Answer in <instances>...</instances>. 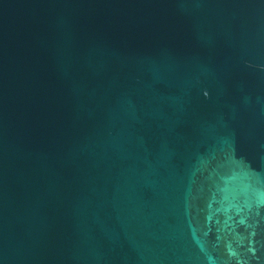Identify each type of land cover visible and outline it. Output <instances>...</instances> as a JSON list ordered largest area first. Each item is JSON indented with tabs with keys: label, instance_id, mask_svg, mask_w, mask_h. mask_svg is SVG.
Returning a JSON list of instances; mask_svg holds the SVG:
<instances>
[{
	"label": "water",
	"instance_id": "water-1",
	"mask_svg": "<svg viewBox=\"0 0 264 264\" xmlns=\"http://www.w3.org/2000/svg\"><path fill=\"white\" fill-rule=\"evenodd\" d=\"M0 264H264V0H0Z\"/></svg>",
	"mask_w": 264,
	"mask_h": 264
}]
</instances>
